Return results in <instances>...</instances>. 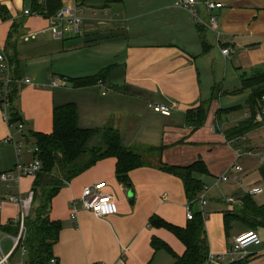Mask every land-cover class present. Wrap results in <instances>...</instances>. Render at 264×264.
I'll list each match as a JSON object with an SVG mask.
<instances>
[{
  "label": "crops",
  "instance_id": "0c3cea01",
  "mask_svg": "<svg viewBox=\"0 0 264 264\" xmlns=\"http://www.w3.org/2000/svg\"><path fill=\"white\" fill-rule=\"evenodd\" d=\"M44 1L0 0V52H16L20 83L15 108L21 114L25 134H51L54 109L74 104L79 129L112 127L120 133L125 148L141 155L143 160L152 161L153 155L157 159L130 173L132 190L118 182L117 161L113 158L99 162L65 186L53 200L50 212L51 220L63 226L54 257L58 264H174L169 252L155 253L151 245L153 237L164 241L180 256L185 252L184 245L168 230L151 226V219L157 216L175 226L187 227L188 198L182 180L166 173L161 166L187 167L202 161L209 176L197 177L211 183L230 170L216 165L220 144H226L232 163L235 150L258 149L264 124L254 121V128L232 142H228L225 134L249 121L247 104L225 109L220 100L214 102L206 125L198 131L187 125V115L212 91L214 83L210 79L205 85L201 63L205 62V56L214 53L213 46L225 62L241 55L243 65L238 60V66L234 67L238 72L264 73V0H213L224 5L215 12L222 32L220 43L215 34L203 30L188 10L176 7L180 0H126L121 5H107L105 0H67L62 5L78 8L83 23L79 31L67 24L69 28L59 39L50 31L47 18L25 14L37 12L35 4ZM138 3L141 7L137 9ZM200 10L202 17H207L204 5ZM15 24L19 29L12 41L13 51L7 44ZM69 31L70 36L66 38ZM203 32L210 34L214 41L209 43L202 38L209 47L206 53L196 35ZM223 49H229L232 55L223 56ZM113 65L116 68L105 82L75 88L70 81L94 78ZM245 78L240 83L234 77L225 79L223 90L237 91ZM27 79L29 84L25 83ZM125 85L142 91L143 95H126L114 90ZM250 96L251 91L246 90L221 98L230 101L242 98L247 103ZM151 105L171 106L174 111L172 116L165 117L154 113ZM13 129L4 121L0 109V175L13 170L17 163L14 147L4 143ZM15 137L22 139L19 133ZM23 156L27 162L32 160L26 151ZM219 172H222L220 176ZM241 173L230 171L229 174L239 177ZM35 179L24 178L19 186L9 187L0 180V226L7 218H4L6 208H14V220L18 217L19 208L8 205V199L19 192L26 195L30 181ZM260 182H263L261 175ZM98 183H106L105 192L114 198L115 214L103 219L81 204L83 190ZM243 186L238 190L240 197L247 191ZM262 195L253 198L259 207H264ZM210 199H215L211 193ZM241 209L234 208L230 213ZM236 223L229 228L227 236L219 226L215 233L208 224L210 254H226L236 237L251 230L249 223ZM255 231L262 243L253 247L261 248V252L259 257L248 253L244 264H264V227H256Z\"/></svg>",
  "mask_w": 264,
  "mask_h": 264
},
{
  "label": "trees",
  "instance_id": "16d2710c",
  "mask_svg": "<svg viewBox=\"0 0 264 264\" xmlns=\"http://www.w3.org/2000/svg\"><path fill=\"white\" fill-rule=\"evenodd\" d=\"M107 5H121L126 0H105ZM61 0H45L44 3L35 4V9L41 16L49 19L56 15L62 8ZM2 13V10H0ZM6 21L7 19H3ZM202 27V26H201ZM19 26L13 25L9 34L7 48L14 51L12 43L14 35ZM202 30V29H201ZM203 30H206L203 27ZM204 53L209 50L206 42H202ZM9 52V51H8ZM7 53V52H6ZM10 66L13 69L14 82L10 86L9 113L10 125L12 129L23 124L19 111L15 108V102L19 97L18 66L16 52L7 53ZM116 68V65L109 66L101 71V74L94 78L70 79L75 88H83L105 82L107 76ZM117 92L142 96V91L133 89L131 86L114 87ZM251 91V96L247 101V108L250 111V119L240 125L238 129L229 131L227 138L246 134L249 129L254 128L256 112L263 108L264 102V73L253 74L242 80L241 87L230 94ZM229 93H226V95ZM213 102L205 103L202 100L197 109L191 110L187 115V125L198 131L203 128L210 115ZM247 125V126H246ZM12 131V130H11ZM233 133L232 135H229ZM237 135V134H236ZM27 142H32L39 149L37 154L41 161L42 171L36 176L33 191L35 194L34 205L30 218L27 220V236L25 246L28 249L29 264H51L54 257V247L59 241L63 226L60 222L52 221L50 212L53 200L59 195L60 191L70 184L77 177L88 171L96 164L107 159H116V177L120 184L127 190H132L130 173L145 165L141 155L133 150L127 149L121 142V135L112 127H105L97 130H82L77 126V108L74 104H68L54 109L53 113V132L49 135L39 133L23 134ZM241 137V136H240ZM95 142H97L95 144ZM95 144V145H94ZM162 169L182 180L185 186L188 203L193 204L205 187V182L199 179L198 175L209 176L206 165L196 162L187 167L162 165ZM260 175L264 182V166L260 169ZM227 230L232 221L249 223L251 230L256 227H264V207H259L253 198L243 199L242 209L237 213L225 215ZM151 226L164 228L171 232L184 245L185 252L178 255L169 245L157 237H153L151 245L155 253L161 251L169 252L174 260V264H206L210 254L208 245L207 230L202 214H195L193 221H189L187 227L175 226L165 220L155 216L151 219ZM3 232L13 235L18 234V229L13 226V221L6 227L0 226ZM236 264H244V261Z\"/></svg>",
  "mask_w": 264,
  "mask_h": 264
},
{
  "label": "built area",
  "instance_id": "2783aa9c",
  "mask_svg": "<svg viewBox=\"0 0 264 264\" xmlns=\"http://www.w3.org/2000/svg\"><path fill=\"white\" fill-rule=\"evenodd\" d=\"M65 3L67 0H61ZM201 5L207 12V17H202L201 15ZM176 7L179 9L188 10L193 17V19L199 23L200 26L204 27L211 33L215 34L218 43H220V37L222 35L219 19L215 15V12L224 8V5L220 2L213 0H206L201 3L199 0H180ZM26 15L41 16L38 13L25 12ZM43 17V16H41ZM50 22V31L56 37L61 39L64 36L66 29L69 25L75 30L79 31L83 19L80 17V11L78 8H72L63 5L60 11L53 17L48 19ZM67 24H69L67 26ZM222 54L225 57H230L232 55L229 49H223ZM13 69L10 66L9 58L6 51L2 50L0 52V109L3 111L4 121L8 127L12 130V125H10V113H9V96H10V86L14 82ZM18 84L20 81L17 82ZM26 84L30 83V80H25ZM56 87V85H55ZM264 101V97H263ZM151 109L154 113L170 117L173 114L174 107L166 105H151ZM256 123L264 124V109L260 111L255 118ZM25 131V126L23 124L18 126V133L22 135L21 140H17L14 134L11 132L9 137L4 141L5 144L14 147L17 163L13 170L10 172L2 173L0 175V180L2 183L6 184L8 187L11 184L19 186L22 179L36 176L42 171L43 165L38 159L37 154L39 153L38 147L33 143L27 142L23 134ZM32 147V148H29ZM26 149L27 155H29L32 160L27 162L24 160L22 150ZM243 156L242 150L237 149L234 151V161L231 164L230 170L225 175L221 176L215 180L214 187H220L222 184L235 183L239 187H242L243 183L241 179L236 175L229 174L230 171L235 173H241L243 170L238 166L237 161ZM106 183H98L93 186H88L83 190L81 204L82 207L92 212L96 217L103 219L115 214L114 209V198L105 192ZM213 187L205 186L202 192L199 194L198 198L193 204L188 203L186 208V218L187 221H193L195 213L193 210L194 205L200 204L205 205L209 201V196ZM243 196L230 197L226 199V204L231 206V210L234 208H239L243 206V199L245 197L255 198L264 193L260 187H253L250 190L244 191ZM35 194L33 190H30L26 195L20 192L16 195L11 196L8 199L10 204L16 205L19 208L18 217L13 220V226L18 229L17 235H12L10 233L3 232L0 229V264H13V260L17 254L20 255L22 261L16 264H29L28 262V249L25 246V240L27 236V220L30 218L32 209L34 207ZM76 205V203H73ZM2 205H0V211ZM77 211L75 210V213ZM9 240L11 242L10 250L5 253L3 249V242ZM262 243L261 237L255 230H248L238 237L235 238L232 247L228 250L226 254L223 255H212L209 254L208 261L206 264H236L238 262L244 261L248 257V249L253 246H260ZM51 264H58L56 258L51 261Z\"/></svg>",
  "mask_w": 264,
  "mask_h": 264
},
{
  "label": "rangeland",
  "instance_id": "374dc122",
  "mask_svg": "<svg viewBox=\"0 0 264 264\" xmlns=\"http://www.w3.org/2000/svg\"><path fill=\"white\" fill-rule=\"evenodd\" d=\"M131 0H129L130 2ZM133 1V0H132ZM136 1V0H134ZM139 1V0H138ZM144 2V0H143ZM141 4V2H140ZM139 3L135 5V7L138 9L141 7ZM136 9V10H137ZM123 17V16H122ZM124 18V17H123ZM193 25V24H192ZM193 27L195 28V26L193 25ZM150 35V34H148ZM197 39H199V41L203 40L205 41V39H207V41L209 43H213V39L212 36L210 34L206 33H197ZM70 36V31L66 32V38H68ZM157 39V38H155ZM145 42L151 41L149 39H142ZM214 47V53H210L209 55L205 56V62L207 65H203L201 63V72H202V78L203 81L205 83V85L207 86L208 82L211 81L214 83L212 84V91L210 92V94H207L205 96V103H209L210 101H212L213 103L216 101H219L221 103V106L225 109L230 108V107H239V106H244L246 104V101L243 100L242 98H235L233 100H228V99H223L221 98L222 96H226V93H229L230 91H224L223 90V84L225 83V79L230 80L233 77L237 78L238 80L240 79V81H235L236 83H240L241 79L243 77H249L252 75V73L250 72H243L240 73L237 70L234 69V67L238 66V60H240L241 65L242 62H244V59L241 58V55H238L236 57L233 58L232 61L229 62H225L224 60H221L219 58V50L217 48ZM202 48V46H201ZM210 74V76H209ZM246 74V75H245ZM216 85V86H215ZM232 92V91H231ZM230 94V93H229ZM221 98V99H220ZM264 109V107L262 108ZM222 115V112H219ZM13 133H15L14 135L16 136V134H18V129L16 127H14L13 129ZM53 132V131H52ZM229 132L225 133L226 135ZM233 133H230L229 135H232ZM235 136H233L232 138L228 139V142H232L233 140H235L236 138H239L242 135H239L238 132H234ZM237 134V135H236ZM262 138L259 139L258 138V149H255L254 151L248 152V148L249 147H243L242 148V153L243 156L241 159L238 160L237 164L238 166H240L243 170V172L241 174H239L240 179L243 181V189L245 190H250L254 187V185L259 186L263 191H264V183L260 182V169L264 166V163H261L260 160L263 159L264 160V128H263V132L261 134ZM234 143H232L233 145ZM221 146H219L218 148V156H219V162L217 160H215L216 165L220 166L222 168H225L226 170L229 169L231 167L232 164V160H229V154H228V149L226 147V144L223 142V144H220ZM32 148V147H29ZM25 148L22 150V154L23 152H25ZM251 156H250V155ZM158 156H160V154H158ZM157 156V157H158ZM258 157V158H254V157ZM152 159V161H146L143 160L145 164H151L153 163V161H157L156 157L153 155V157H150ZM217 158V157H216ZM143 159V158H142ZM215 159V158H214ZM229 160V161H228ZM169 166V165H168ZM225 170V171H226ZM219 172L217 174H219ZM246 177H250L248 180H245ZM208 181H205V185L209 186V187H214V182L215 181H211V183H207ZM33 185H34V181H30V189H33ZM241 190L240 187H238V185L231 183V184H222L220 187H214L212 189L211 192V196H215V199H210L205 205H200V204H196L193 207L194 213L199 215L202 214L204 220H205V224H206V230L208 231V224L210 225L211 229L217 233L218 230V226L221 228V230L224 232L225 236H227V225L225 223L224 220V216L227 215L228 213H230L231 211V206L226 204V199L230 198V197H239L238 196V190ZM260 198H264V193ZM8 205L10 204L9 202H7ZM12 205V204H10ZM38 206V204L36 203L34 205V209ZM7 209V210H6ZM4 211V218L7 217L4 221V223H2V226L6 227L8 226L13 220L14 217L16 216V214L14 213L13 210H15L14 208L12 210H10L9 208H6ZM237 223L232 221L230 224V227L232 228L233 226H236ZM13 235V234H12ZM2 239V236H0V240ZM11 248V242L9 240H6L3 242V249L5 251V253H7ZM261 248H257V247H252L248 250L249 256L251 257H259L260 255V251ZM22 261L21 257L19 254H17L15 256V259L13 260V264H16L18 262Z\"/></svg>",
  "mask_w": 264,
  "mask_h": 264
},
{
  "label": "water",
  "instance_id": "95a60500",
  "mask_svg": "<svg viewBox=\"0 0 264 264\" xmlns=\"http://www.w3.org/2000/svg\"><path fill=\"white\" fill-rule=\"evenodd\" d=\"M130 195L133 196V192L132 191L130 192Z\"/></svg>",
  "mask_w": 264,
  "mask_h": 264
}]
</instances>
